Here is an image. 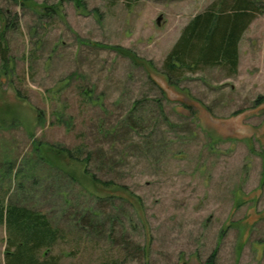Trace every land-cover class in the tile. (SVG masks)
I'll use <instances>...</instances> for the list:
<instances>
[{"label":"rangeland","instance_id":"obj_1","mask_svg":"<svg viewBox=\"0 0 264 264\" xmlns=\"http://www.w3.org/2000/svg\"><path fill=\"white\" fill-rule=\"evenodd\" d=\"M216 1L0 0V193L63 231L41 259L264 264V12L236 74L204 67L177 87L161 75ZM52 146H84L88 171L124 188L95 185ZM7 239L0 225V264Z\"/></svg>","mask_w":264,"mask_h":264},{"label":"trees","instance_id":"obj_2","mask_svg":"<svg viewBox=\"0 0 264 264\" xmlns=\"http://www.w3.org/2000/svg\"><path fill=\"white\" fill-rule=\"evenodd\" d=\"M77 1L82 3L84 0ZM122 1L131 5L140 0ZM263 12L261 0L214 2L206 11L197 14L183 29L180 38L166 57L161 75L166 78L169 85L177 87L186 71L194 72L204 67H221L236 74L239 42L257 14ZM2 24L3 20L0 17V57L7 65L9 63L8 47L4 39L5 27L1 30ZM126 55L132 58L129 52ZM50 150L72 162L81 164L95 185L113 192L124 188L113 182L101 181L88 171L91 153L87 152L84 146H78L76 149L52 146ZM35 151L44 161L47 160L40 146L35 148ZM6 164L5 175H10L13 173V162H6ZM13 176L17 179L19 173L15 172ZM114 194L107 195L106 199L115 198ZM97 197L99 200L104 198L100 195ZM6 198L5 194L0 193V225H5L8 233L6 264H53L52 261L41 259V256H46L59 241L64 239L63 231L55 227L45 213L7 202ZM109 264L120 263L113 261Z\"/></svg>","mask_w":264,"mask_h":264}]
</instances>
